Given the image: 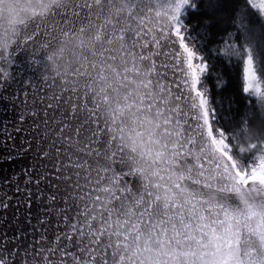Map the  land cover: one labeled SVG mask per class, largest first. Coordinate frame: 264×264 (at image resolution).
Here are the masks:
<instances>
[{
    "label": "snow or ice",
    "instance_id": "snow-or-ice-1",
    "mask_svg": "<svg viewBox=\"0 0 264 264\" xmlns=\"http://www.w3.org/2000/svg\"><path fill=\"white\" fill-rule=\"evenodd\" d=\"M261 149L264 0H0V264H264Z\"/></svg>",
    "mask_w": 264,
    "mask_h": 264
},
{
    "label": "clouds",
    "instance_id": "clouds-1",
    "mask_svg": "<svg viewBox=\"0 0 264 264\" xmlns=\"http://www.w3.org/2000/svg\"><path fill=\"white\" fill-rule=\"evenodd\" d=\"M4 20L2 21L5 26L8 25L9 16L7 9L9 5L7 3L4 4ZM115 19V17H113ZM163 19V18H161ZM162 26V25H158ZM89 55L92 53V48L88 47L87 49ZM49 56H51V59L45 58V65L44 68L41 69L42 72L46 70V74L52 76L56 75L57 72L63 73L65 71L71 72L73 69H75L82 61L80 56V42L73 41L70 39H65L64 42L61 45H58V47L49 53ZM262 137H259L255 131L252 132L251 135V141L254 143H259L260 139ZM128 148H131V143L127 145ZM264 151V149H261ZM217 198L222 201H227V203L231 204L233 207H235L238 204V200L235 197L226 196L223 193H218ZM189 245H184V248L187 249ZM193 250L197 251V254L199 253V248L194 243L191 245ZM251 247H254L257 251V253L261 256H264V244L261 243H255ZM248 246L243 245L242 246V252L247 251Z\"/></svg>",
    "mask_w": 264,
    "mask_h": 264
},
{
    "label": "trees",
    "instance_id": "trees-1",
    "mask_svg": "<svg viewBox=\"0 0 264 264\" xmlns=\"http://www.w3.org/2000/svg\"><path fill=\"white\" fill-rule=\"evenodd\" d=\"M219 46V45H217ZM217 71H220V66H217ZM223 75L227 78V88L221 93L223 103L225 105V112H228V106L230 103V114L225 123V127L231 130L236 124L241 122V118L255 107L256 101L251 98V104L247 103L245 97L241 93V72L240 69H229L225 67L223 69ZM214 96L216 95L215 88L213 89ZM235 117V119H232ZM256 124L254 122L253 128L255 129Z\"/></svg>",
    "mask_w": 264,
    "mask_h": 264
},
{
    "label": "water",
    "instance_id": "water-1",
    "mask_svg": "<svg viewBox=\"0 0 264 264\" xmlns=\"http://www.w3.org/2000/svg\"><path fill=\"white\" fill-rule=\"evenodd\" d=\"M20 55H21L22 59L26 62V59H27L26 54L21 53ZM30 74H31V73H29V75H30ZM0 163H3V162H0ZM23 167H24L23 164L3 163V168H4V173H3V174H4L5 176H11L12 173H14V172H17V173H18ZM52 179H55V177H52ZM37 207H39V205L33 203L32 207H31V209H30L29 211H33V210H35ZM11 215H12V212L10 211V212L8 213V216L11 217ZM34 220H35V218L33 217V218L30 219L26 224H23L22 227H23L26 231L31 232V228L28 227V225L31 224V223H33ZM6 227H8V228H12V225H11V224H8V225H6ZM37 227H39V225H37ZM29 239H31V237H29Z\"/></svg>",
    "mask_w": 264,
    "mask_h": 264
}]
</instances>
